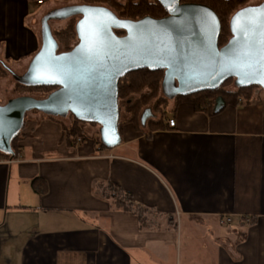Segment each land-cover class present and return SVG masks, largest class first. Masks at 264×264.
<instances>
[{"label": "crops", "instance_id": "obj_1", "mask_svg": "<svg viewBox=\"0 0 264 264\" xmlns=\"http://www.w3.org/2000/svg\"><path fill=\"white\" fill-rule=\"evenodd\" d=\"M55 9L0 0V61L27 70ZM162 123L102 149L31 114L18 157L0 160V264H264V92L211 115L173 101ZM109 183L147 226L102 195Z\"/></svg>", "mask_w": 264, "mask_h": 264}, {"label": "water", "instance_id": "obj_2", "mask_svg": "<svg viewBox=\"0 0 264 264\" xmlns=\"http://www.w3.org/2000/svg\"><path fill=\"white\" fill-rule=\"evenodd\" d=\"M166 10L163 18L140 20L120 19L111 9L100 5L74 4L48 12L41 21V47L24 74L12 69L18 83L30 86L57 87L44 98L20 96L0 104V152L14 156L12 141L24 129L27 114L37 111L55 118L74 117L80 122L100 126V140L107 149L122 144L119 129V81L128 73L149 69L164 71L162 93L169 100L220 88L234 79L237 88L258 86V78L247 79L232 68V61L241 56L246 42L253 51L260 48L261 29L242 17L233 30L237 13L260 6L250 5L236 11L230 19L231 38L219 47L221 22L218 15L203 4L181 0H157ZM106 10L115 22L89 12ZM78 19L75 25L77 44L67 52L60 51L51 21ZM94 26L96 38L103 42L99 55L90 58L93 47L89 28ZM117 31L124 35H117ZM222 99L216 102L218 111ZM155 117L150 109L142 116V125Z\"/></svg>", "mask_w": 264, "mask_h": 264}, {"label": "trees", "instance_id": "obj_3", "mask_svg": "<svg viewBox=\"0 0 264 264\" xmlns=\"http://www.w3.org/2000/svg\"><path fill=\"white\" fill-rule=\"evenodd\" d=\"M49 1V0H48ZM66 1V0H65ZM80 4L85 5H100L105 6L111 9L120 19L133 20L137 21L144 17L152 18H163L168 14L164 7L157 0H78ZM182 3H193V4H203L210 7L219 17L221 22V32L219 37V47L226 45L231 38L230 31V19L232 15L239 9L246 7V4L249 0H181ZM117 35L122 36L124 32L117 31ZM55 38L58 43L63 46V52L71 50V45L77 40V34L75 31V21H71L64 29L56 31L54 33ZM9 65L7 63L0 61V77L5 78L10 71L7 69ZM164 78V71H150L149 69H141L131 73H128L126 76L120 79L119 81V105L121 100L128 99L132 95H140V98L131 103L128 107V112L132 113V116L129 118L128 122L137 124L140 122L142 125V116L144 112L148 109L152 111L154 116L157 118V113H160V108H167L169 99L164 97L162 93V81ZM16 82L15 91L23 93H40L44 97L49 95L51 92L57 89V87L50 86H37L30 87L25 86ZM233 84V89L228 88L229 85ZM264 92L258 86H251L246 88H237L234 84V79L227 80L220 88L216 90H208L199 92L196 94L188 96H179L175 98L177 104L182 102H189L193 104L194 108L197 111L206 112L211 115L214 113V108L218 99H222L225 105H236L242 101L249 102L257 97L258 92ZM154 102L153 108L146 105ZM144 108L141 112L140 110ZM162 106V107H161ZM162 108V109H163ZM121 110V108H120ZM35 114H40L37 111H34ZM45 116V115H44ZM48 117L52 120H60L55 117ZM149 119L146 123L150 130H157L163 128L162 119ZM75 119V118H74ZM75 121L80 122L77 119ZM26 123V120H25ZM25 128V127H24ZM67 137L71 140L70 143H73L77 139V132L72 129L64 127ZM119 129L122 134V124L119 123ZM139 130V128L136 127ZM23 130L15 137L12 141V148L14 151V156L3 154L0 152V160H11L18 157L19 154V141L21 139ZM96 146H99L102 149H107L100 140V137L94 142ZM38 180L34 181L36 184ZM104 197L110 200L112 206L121 211L130 212L135 210L136 215L140 219V222L143 227L147 226L145 219V211L136 209L128 202L129 195L124 192L117 184L109 183L104 193Z\"/></svg>", "mask_w": 264, "mask_h": 264}, {"label": "rangeland", "instance_id": "obj_4", "mask_svg": "<svg viewBox=\"0 0 264 264\" xmlns=\"http://www.w3.org/2000/svg\"><path fill=\"white\" fill-rule=\"evenodd\" d=\"M48 2H54L57 8L60 7H64L67 5H74V4H80V2L78 0H49ZM262 2H264V0H249V2L246 4V6H250V5H258L261 4ZM33 7V6H32ZM33 10H35V8H32ZM75 21V25L78 19H70V20H66V21H51L50 25L52 27L53 33H55L56 31H60L62 29H64L71 21ZM38 29L39 31H41V20L38 23ZM77 44V40L75 42L72 43L71 48L74 47ZM60 51H63V46L60 45ZM26 71V70H25ZM25 71H21V72H17L16 74L18 75H22L25 73ZM15 86H16V82L15 79L13 78L12 75H8L5 78L0 77V104L4 105L6 104L10 99L16 98V97H20V96H33L36 98H44L43 95H41L40 93H23V92H16L15 91ZM230 89H233V84L229 85ZM255 92H258V90H256ZM140 98V95H132L130 96L128 99L125 100H121L120 101V121L122 124V130L123 128L127 125V124H132L135 128H143L140 125V122H138L137 124L134 123H130L128 122L129 118L132 116V113L128 112V107L131 105V103H134L135 101H137ZM173 102V100H169L167 108H160L159 112L157 113V118L159 119L160 117H165V115L167 114L168 109H170V105ZM154 102L149 103L148 105H146V107L150 106L153 108ZM145 106L140 110V112L146 108ZM31 114H35L33 112L27 114L26 119L31 115ZM156 117V116H155ZM61 121L67 123L66 124V128L68 129H72L75 130L77 132V134L79 133V137H84V138H89L92 141H96L98 137H100V126L97 124H88V123H79L77 121H75L74 117L69 116L67 118H59ZM69 123V124H68ZM70 124L75 125V128H72ZM148 128V124L145 125V129ZM23 134V132H22ZM85 140V139H84ZM229 226L225 225L224 230H226Z\"/></svg>", "mask_w": 264, "mask_h": 264}, {"label": "snow or ice", "instance_id": "obj_5", "mask_svg": "<svg viewBox=\"0 0 264 264\" xmlns=\"http://www.w3.org/2000/svg\"><path fill=\"white\" fill-rule=\"evenodd\" d=\"M88 11L107 17L115 22V18L112 17L110 13L106 12V10L90 9ZM242 17L248 18V23H254L261 29L260 48L259 52L256 53L253 51L252 42H246L241 50V56L234 59L231 66L241 77L247 79L258 78V82L264 83V6H260L258 13L256 9H246L237 13L236 17L233 19V30L238 36L242 29H238L236 25ZM89 35L93 44V47L90 48L91 58L99 55V49L103 47V42L97 40L94 26L89 28Z\"/></svg>", "mask_w": 264, "mask_h": 264}, {"label": "built area", "instance_id": "obj_6", "mask_svg": "<svg viewBox=\"0 0 264 264\" xmlns=\"http://www.w3.org/2000/svg\"><path fill=\"white\" fill-rule=\"evenodd\" d=\"M38 7H42L43 5H45L47 2H48V0H32ZM167 126L169 127V128H175V126H176V121L174 120V119H168L167 120ZM84 137L82 138V137H77V139H76V146H80V145H82L83 144V142H84ZM221 223L222 224H227V223H230V219H221Z\"/></svg>", "mask_w": 264, "mask_h": 264}]
</instances>
